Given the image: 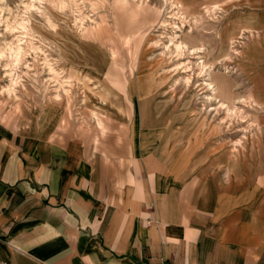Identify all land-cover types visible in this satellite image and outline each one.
Here are the masks:
<instances>
[{"label":"crops","instance_id":"obj_1","mask_svg":"<svg viewBox=\"0 0 264 264\" xmlns=\"http://www.w3.org/2000/svg\"><path fill=\"white\" fill-rule=\"evenodd\" d=\"M82 55L79 70L101 80L102 64ZM254 83L257 131L242 149L188 118L185 141H162L161 110L111 138L65 128L54 107L15 129L0 122V264H264V83ZM200 129L204 141L189 140Z\"/></svg>","mask_w":264,"mask_h":264},{"label":"rangeland","instance_id":"obj_2","mask_svg":"<svg viewBox=\"0 0 264 264\" xmlns=\"http://www.w3.org/2000/svg\"><path fill=\"white\" fill-rule=\"evenodd\" d=\"M84 51L101 80L79 70ZM254 81L264 83V0H0L7 128L54 107L65 128L111 138L161 110L162 141H185L188 118L242 149L257 131Z\"/></svg>","mask_w":264,"mask_h":264},{"label":"bare ground","instance_id":"obj_3","mask_svg":"<svg viewBox=\"0 0 264 264\" xmlns=\"http://www.w3.org/2000/svg\"><path fill=\"white\" fill-rule=\"evenodd\" d=\"M166 1V3H169L171 0H165ZM182 45V44H181ZM180 46V45H179ZM178 46V47H179ZM182 47V46H181ZM21 54H22V51H21V48H19V50L17 51V57H20L21 56ZM21 58V57H20ZM18 59V58H17ZM20 61V60H19ZM16 62V61H15ZM211 86V85H210ZM220 88V87H219ZM220 89H218V91H219Z\"/></svg>","mask_w":264,"mask_h":264}]
</instances>
